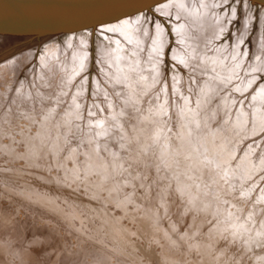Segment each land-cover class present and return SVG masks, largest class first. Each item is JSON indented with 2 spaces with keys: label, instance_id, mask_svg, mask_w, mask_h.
<instances>
[{
  "label": "rangeland",
  "instance_id": "1",
  "mask_svg": "<svg viewBox=\"0 0 264 264\" xmlns=\"http://www.w3.org/2000/svg\"><path fill=\"white\" fill-rule=\"evenodd\" d=\"M214 2L207 57L221 50L237 71L179 60L175 9L140 15L149 40L135 88L99 62L125 32L0 42V264H264V6ZM77 54L71 79L53 72Z\"/></svg>",
  "mask_w": 264,
  "mask_h": 264
},
{
  "label": "bare ground",
  "instance_id": "2",
  "mask_svg": "<svg viewBox=\"0 0 264 264\" xmlns=\"http://www.w3.org/2000/svg\"><path fill=\"white\" fill-rule=\"evenodd\" d=\"M249 1V0H248ZM214 0H172V1H170V2H168V3H165V4H162V5H159V6H157V8H159L160 10H164V11H168L169 9H175L176 11H177V13H178V16H181L182 18H184V21H183V23L181 24V25H178L177 26V32L178 33H180V35H181V37H180V39H182V43H183V46H182V50H180V49H178V59L179 60H181V61H183V62H185V63H187V66L188 67H191V66H189V64H188V61H190V65H191V62H193V63H196V62H198V60H199V63H196L197 64V66H199L197 69L199 70H203V69H208V67L210 68V65H209V63H210V61H212V58H209V57H207L208 55V51H207V53H206V50H207V48L208 47H210V45L205 49V44L206 43H208V41H206V40H213V36L219 31V27H220V25H221V19L219 18V16L217 15V13H215V12H217L215 9H216V7H215V5H214ZM253 5V4H252ZM261 6V5H260ZM262 7V6H261ZM158 9V10H159ZM159 10V11H160ZM175 11V12H176ZM170 12H171V10H170ZM153 14V13H152ZM144 15V14H143ZM224 16V15H223ZM144 17H145V15H144ZM144 19V18H143ZM143 20H142V18H141V16L139 15V16H136V17H132V18H128V19H125V20H123V21H119V22H116V23H113V24H110V25H104V26H100V27H97L96 29H94V30H92L93 32H95L96 30H104V29H108V30H113V31H117V33H119L120 31H122V32H125V34H126V36H127V39L129 40V44L127 43V41L126 42H124V41H122V40H120L119 38L116 40V50L115 51H113V52H111L109 49H110V47H109V45H108V50L104 47V45L103 46H101V52L100 53H98V54H100V59H99V62H100V64L102 65V67H103V69L105 70V75L104 76H109V78L112 76V78H114L115 79V82H114V84H116V83H120V78H121V80L123 79V80H126V82L128 83L127 85L130 87V88H135V85H136V83L138 82L139 84L141 83V82H139L140 81V79H139V81H137L136 79V83L133 81V77H131V74L130 73H133V74H136V75H138V73H139V71H141V74H142V76H144L143 75V73H142V70H144L143 68H144V66H143V62L145 61L144 60V58H143V56H142V54H143V48H145V47H148V46H146V40H149V39H147V38H145V35L143 34V30H146L145 28H143L142 29V26H141V24L143 25ZM147 23V22H146ZM177 24V23H176ZM223 24V23H222ZM143 27H145V26H143ZM222 27V26H221ZM119 31V32H118ZM146 31H148V30H146ZM145 34H146V32H144ZM155 33V32H154ZM219 33V32H218ZM105 34V33H104ZM124 34V33H123ZM73 37V36H72ZM112 37V36H111ZM113 37H115V36H113ZM119 37V36H118ZM215 37V36H214ZM163 37H161V35H159V36H156L155 37V39H154V41L152 42V49H151V51H150V54H152V57H153V54H155V53H160V50L161 49H163L162 47H163V44H162V41H163V39H162ZM212 38V39H211ZM108 39H109V37H108ZM122 39V38H121ZM126 39V40H127ZM241 39V38H240ZM11 39H4V38H0V42H11L10 41ZM58 40V39H57ZM218 40V39H217ZM114 41V40H113ZM13 42V41H12ZM240 43V42H239ZM151 44V43H150ZM56 45V44H55ZM226 45V44H225ZM150 46V45H149ZM217 46V45H216ZM107 47V46H106ZM126 47L129 49V51L128 52H130L131 54H133L134 55V57H130V56H128L129 54H127L128 52L126 51ZM218 47V46H217ZM100 48V47H99ZM222 48V47H221ZM258 48V47H257ZM115 49V48H114ZM216 49V48H215ZM215 49H214V51H215ZM235 49V48H234ZM62 50V49H61ZM86 50V49H85ZM111 50H112V48H111ZM232 50V49H231ZM146 51V50H145ZM213 51V50H212ZM211 50H210V52H212ZM217 51V50H216ZM225 51V50H224ZM223 51V52H224ZM239 51V50H238ZM238 51H236L235 50V53L236 52H238ZM51 52V51H50ZM75 52V51H74ZM81 52V51H80ZM259 52V51H258ZM47 53V52H46ZM77 53V52H76ZM31 54V53H30ZM62 54V53H61ZM69 54H71V53H69ZM83 54V53H82ZM82 54H77L76 56H74L75 57V59L72 61L73 63H70V61L68 60V58L66 59V61H65V59H63V58H61V59H59V60H57L58 62V64L56 63V65H54L53 67H52V69H54V71L53 72H55V70L57 71V70H59L58 68H62V70L65 72V73H67V75L66 74H64V72H63V74L64 75H66V76H69L71 73L69 72V70H70V65L72 64V65H76L77 66V69L79 68V66L82 64V61H85L84 60V55H82ZM130 54V55H131ZM209 54H211V53H209ZM214 54H216V52L214 53H212V55H214ZM240 54V53H239ZM44 55V54H43ZM47 55V54H46ZM58 55V54H57ZM59 55H60V53H59ZM159 55V54H158ZM225 55H227L228 56V54H225ZM223 53H222V51L220 50V51H217V57L215 56L214 58L216 59V64H215V62H214V60L215 59H213V61L212 62H214V64H212V66H213V69H215L217 72L218 71H221V70H223L224 69V72H230V71H237V66H234V64H232V65H230L229 64V60H230V58L227 60V61H224L223 60V58H224V56H225ZM238 55V54H237ZM259 55H261V57H259V59H258V62L255 64V67L257 66V68L259 69V67H264V53L262 54V52L260 51L259 52ZM53 56V55H52ZM64 56V55H63ZM98 56V55H97ZM142 56V57H141ZM144 56H146V55H144ZM155 56V55H154ZM223 56V57H222ZM243 56V55H242ZM21 57V56H20ZM25 57V56H24ZM55 57V56H54ZM59 57H61V56H59ZM66 57V56H65ZM73 57V58H74ZM219 57V58H218ZM228 57H231V56H228ZM41 58V57H40ZM39 58V59H40ZM42 58H43V56H42ZM46 58V57H45ZM58 58V57H57ZM227 58V57H226ZM21 59V58H20ZM20 59H19V56L17 57V58H15V60L14 61H12V62H10V63H8V64H5L4 65V69H6V68H8L9 66H16L17 64H18V62L20 61ZM28 59V58H27ZM70 59V58H69ZM97 59V58H96ZM152 59V58H151ZM158 59V58H157ZM22 60H23V58H22ZM148 60H150V59H148ZM221 60H222V62H224L223 64H224V66L221 64ZM26 60H24V62H25ZM40 61V60H39ZM187 61V62H186ZM195 61V62H194ZM200 61H202V63L200 62ZM241 61V60H240ZM246 61V60H245ZM21 62V61H20ZM54 62V61H53ZM40 63V62H39ZM44 63H45V61H44ZM43 63V64H44ZM55 63V62H54ZM75 63V64H74ZM24 64V63H23ZM147 64V66H148V64L149 63H146ZM204 64H205V66H204ZM237 64V63H236ZM22 65V64H21ZM89 65V64H88ZM145 65V64H144ZM149 65H151V66H153V69L151 70L152 72H153V70H154V74L156 75H154V77H158L159 76V68L160 67H158V60H157V62H155V60L154 61H152L151 62V64H149ZM8 66V67H7ZM94 66V65H93ZM0 67H3V66H1L0 65ZM17 67V66H16ZM182 67V66H181ZM215 67V68H214ZM226 67V68H225ZM152 68V67H151ZM195 69H196V67H194ZM15 69V68H14ZM47 69V68H46ZM76 69V68H75ZM196 69V70H197ZM248 69V68H247ZM261 69V68H260ZM96 70V69H95ZM137 70V71H136ZM199 70V71H200ZM249 70V69H248ZM3 71H5V70H3ZM78 71V70H77ZM28 72V71H27ZM26 72V73H27ZM58 72H60V71H58ZM62 72V71H61ZM72 72V71H71ZM137 72V73H136ZM222 72V71H221ZM243 72V71H242ZM244 72H246L245 70H244ZM8 73V72H7ZM10 73V72H9ZM15 73H17V72H15ZM100 73V72H99ZM145 73H147V72H145ZM201 73V72H200ZM205 72H203V74H204ZM209 73V72H208ZM73 74H74V72H73ZM72 74V75H73ZM148 74H149V72H148ZM193 74V73H192ZM202 74V75H203ZM11 75H13V74H10V76ZM60 75V74H59ZM151 75V74H150ZM152 75H153V73H152ZM240 75H241V73H240ZM5 76V75H4ZM33 76V75H32ZM35 76V75H34ZM65 76V77H66ZM129 76V77H128ZM141 76V75H140ZM3 77V76H2ZM7 77H9L8 76V74H7ZM6 77V78H7ZM16 77V76H15ZM51 77V76H50ZM71 75H70V79H71ZM153 77V78H154ZM183 77V76H182ZM251 77V76H250ZM6 78H5V81H6ZM29 78V77H28ZM96 78V77H95ZM101 78V77H100ZM136 78H137V76H136ZM141 78V77H140ZM162 78V77H161ZM10 79H12V78H10ZM33 79V78H32ZM35 79H36V77H35ZM96 79H98V78H96ZM95 79V80H96ZM102 79H104V77L102 78ZM142 79V78H141ZM151 79V78H150ZM157 79V78H156ZM197 79V78H196ZM242 79V78H241ZM65 80V79H64ZM69 80V79H68ZM122 80V81H123ZM144 80V79H143ZM149 80V79H148ZM147 80V81H148ZM191 80V79H190ZM9 81V80H8ZM33 81V80H32ZM131 81V82H130ZM196 81V80H195ZM7 82V81H6ZM16 82V81H15ZM52 82H53V80H52ZM54 82H55V80H54ZM66 84H67V79H66ZM64 81H63V83H65ZM150 82H152V81H150ZM1 83V82H0ZM36 83V82H35ZM71 83V82H70ZM98 83V82H97ZM100 83V82H99ZM137 83V84H138ZM146 83V82H145ZM144 83V84H145ZM2 84H4V82L2 83ZM25 84V83H24ZM27 84V83H26ZM25 84V85H26ZM34 84V83H33ZM58 84V83H57ZM60 84V83H59ZM1 85V84H0ZM6 85V84H5ZM18 85V84H17ZM49 85V84H48ZM62 85V84H61ZM60 85V86H61ZM69 84H67L66 86H68ZM120 85V84H119ZM141 85V84H140ZM152 85V84H151ZM205 85H208V82L206 83L205 82ZM209 85L211 86V83H209ZM213 85V84H212ZM6 86H8V84L6 85ZM34 86V85H33ZM63 86H64V84H63ZM80 86V85H79ZM100 86V85H99ZM98 86V87H99ZM104 86V85H103ZM127 86V87H128ZM168 86H169V84H168ZM202 86V85H201ZM209 86V87H210ZM3 87V86H2ZM10 87V86H9ZM21 87V86H20ZM24 87V86H23ZM65 87V86H64ZM70 87V86H69ZM69 87H68V89H69ZM98 87H96V88H98ZM143 87V86H142ZM171 87V86H170ZM1 88V87H0ZM12 88H14V87H12ZM29 88V87H28ZM65 88H67V87H65ZM74 88V87H73ZM100 88V87H99ZM106 88V87H105ZM119 88H120V86H119ZM147 88H149V87H147ZM152 88V87H151ZM102 89V88H101ZM106 89H109V88H106ZM201 89V88H200ZM199 89V90H200ZM207 89V88H206ZM241 89V88H240ZM9 90V89H8ZM33 90V89H32ZM39 90V89H38ZM62 90H65L66 91V89H62ZM96 90V89H95ZM126 90H127V88H126ZM205 90V89H204ZM2 91V90H1ZM28 91V90H27ZM31 91V90H30ZM34 91V90H33ZM70 91V90H69ZM68 91V92H69ZM110 91V90H109ZM119 91H120V89H119ZM164 91V90H163ZM169 91H170V89H169ZM202 91V90H201ZM3 92H4V90H3ZM29 92V91H28ZM27 92V93H28ZM59 93H60V91H58ZM64 92V91H63ZM71 92V91H70ZM101 92V91H100ZM107 92H108V90H107ZM206 92H208L207 90H206ZM10 93H13V92H10ZM33 93V92H32ZM38 93V92H37ZM62 93V92H61ZM60 93V94H61ZM4 94V93H3ZM17 94H19V92L17 93ZM23 94V93H22ZM33 94H35V93H33ZM51 94V93H50ZM63 94V93H62ZM131 94V93H130ZM201 94V93H200ZM206 94V93H205ZM204 93L202 94V95H205ZM30 95H31V93H30ZM78 95V94H77ZM101 95V94H100ZM133 95V94H132ZM197 95V94H196ZM199 95V94H198ZM1 96V95H0ZM9 96V95H8ZM27 96H29V94L27 95ZM26 96V98H28ZM109 96V95H108ZM128 96H130V95H128ZM12 97V96H11ZM33 97V96H32ZM96 97H98V95H96ZM131 97V96H130ZM202 97V96H201ZM106 98V97H105ZM110 98V97H109ZM132 98V97H131ZM193 98V97H192ZM8 99H9V97H8ZM12 98H10L9 100H11ZM20 99V98H19ZM38 99V98H37ZM101 99V98H100ZM30 100V99H29ZM39 100V99H38ZM69 100V99H68ZM99 100V99H98ZM102 100H104V99H102ZM112 100V99H111ZM115 100V99H114ZM207 100V99H206ZM264 101V100H263ZM32 102V101H31ZM79 102V101H78ZM93 102V101H92ZM100 102V101H99ZM103 102V101H102ZM109 102V101H108ZM112 102V101H111ZM124 102V101H123ZM128 102V101H127ZM223 102V101H222ZM70 103V102H69ZM80 103V102H79ZM104 103H105V101H104ZM193 103V102H192ZM195 103V102H194ZM204 103V102H203ZM32 104V103H31ZM30 104V105H31ZM34 104V103H33ZM96 104V103H95ZM188 105V104H187ZM186 105V106H187ZM192 105V104H191ZM208 105V104H207ZM206 106V105H205ZM95 107V106H94ZM94 107H92V108H94ZM99 107V106H98ZM190 107V106H189ZM189 107H188V109H189ZM202 107V106H201ZM34 108H35V106H34ZM192 108V107H191ZM96 109V108H95ZM94 109V110H95ZM92 110V109H91ZM192 110V109H191ZM200 110H202V109H200ZM210 110V109H209ZM188 111V110H187ZM94 112H96V111H94ZM97 112H98V110H97ZM191 112V111H190ZM193 112V111H192ZM195 112V111H194ZM205 113V112H204ZM117 114V113H116ZM206 114V113H205ZM53 115V114H52ZM202 115H203V113H202ZM48 116H49V114H48ZM96 116V115H95ZM209 117V116H208ZM108 118V117H107ZM107 118L105 119V120H107ZM119 118V117H118ZM206 118V117H205ZM204 118V119H205ZM186 119H187V117H186ZM99 120V119H98ZM103 120V119H102ZM196 120V119H195ZM95 121V120H94ZM198 121H200V120H198ZM188 122H190V120H188ZM194 122V121H193ZM201 122V121H200ZM205 122V121H204ZM107 123H109V121L107 122ZM106 123V124H107ZM197 123V122H196ZM208 123V122H207ZM118 124H119V122H118ZM202 124H203V122H202ZM227 126V125H226ZM187 128V127H186ZM190 127H188V129H189ZM218 128V127H217ZM216 128V129H217ZM215 129V130H216ZM227 129V128H226ZM194 130V129H193ZM220 130V129H219ZM36 131V130H35ZM37 131H39V129L37 128ZM220 131H222V130H220ZM228 131V130H227ZM96 132H97V130H96ZM104 132V131H103ZM98 133V132H97ZM210 133H212V130H211V132ZM220 133V132H219ZM36 135V134H35ZM28 136V135H27ZM40 136V135H39ZM94 136H96V135H94ZM37 137V136H36ZM29 138V137H28ZM100 138V137H99ZM94 139H96V138H94ZM38 140V139H37ZM42 140V139H41ZM100 140V139H99ZM33 143V142H32ZM30 144V143H29ZM34 145H35V143H33ZM8 145H10V144H8ZM37 145V144H36ZM39 145V144H38ZM38 145H37V148H38ZM98 145V144H97ZM10 147H12V146H10ZM9 147V148H10ZM96 147V146H95ZM98 147V146H97ZM35 148V147H34ZM35 150V149H34ZM99 150V149H98ZM27 151V150H26ZM102 151V150H101ZM30 152V151H29ZM33 152V151H32ZM41 152V151H40ZM37 154V153H36ZM34 155V154H33ZM35 156V155H34ZM33 157V156H32ZM40 157V156H39ZM213 162V161H212ZM110 194V193H109ZM104 210H106V209H104ZM108 212V211H107ZM100 213V212H99ZM105 214H107V213H105ZM109 214V213H108ZM117 214V213H116ZM148 215V214H147ZM102 216V215H101ZM110 217V216H109ZM121 217V216H120ZM146 217H148V216H146ZM149 218V217H148ZM144 219V218H143ZM143 219H142V221H143ZM105 226V225H104ZM136 226V225H135ZM145 226V225H144ZM138 227V226H137ZM142 227V226H141ZM138 230V229H137ZM170 230H171V228H170ZM141 231H143V229L141 230ZM128 232V231H127ZM171 233H172V231H171ZM109 234V233H108ZM138 234V233H137ZM108 236V235H107ZM175 236H176V234H175ZM176 239H179V238H177V236H176ZM113 241V240H112ZM116 243V242H115ZM111 244V243H110ZM112 244H114V243H112ZM118 244H120V243H118ZM128 247V246H127ZM118 248V247H117ZM116 251V250H115ZM119 251V250H118ZM162 254V253H161ZM139 256V255H138ZM165 257V256H164ZM164 259V258H163ZM166 261V260H165ZM136 262V261H135ZM168 262V261H167ZM200 264V263H199Z\"/></svg>",
  "mask_w": 264,
  "mask_h": 264
},
{
  "label": "water",
  "instance_id": "3",
  "mask_svg": "<svg viewBox=\"0 0 264 264\" xmlns=\"http://www.w3.org/2000/svg\"><path fill=\"white\" fill-rule=\"evenodd\" d=\"M170 1L0 0V38L26 43L76 34L152 12ZM249 1L264 6V0Z\"/></svg>",
  "mask_w": 264,
  "mask_h": 264
}]
</instances>
